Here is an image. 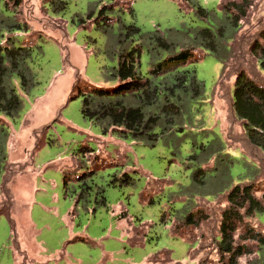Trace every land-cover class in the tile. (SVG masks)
Here are the masks:
<instances>
[{"label":"rangeland","instance_id":"rangeland-1","mask_svg":"<svg viewBox=\"0 0 264 264\" xmlns=\"http://www.w3.org/2000/svg\"><path fill=\"white\" fill-rule=\"evenodd\" d=\"M47 1L21 0L15 14L29 26L15 37L32 48L34 86L17 118L0 115L9 132L0 175V264H222L215 239L226 193H216L214 182L210 197L197 196L191 184L197 162L190 157L213 140L222 153L204 159L201 169L209 175L220 169L219 160L229 161L234 176L244 169L229 184L251 186L264 205V152L249 145L231 107L235 68L264 84L249 51L252 40L264 43V0L239 23L225 70L200 49V60L182 67L195 72L204 98L186 129H173L153 145L102 135L82 117L78 93L110 88L102 69L115 67L118 55L136 46L139 73L149 76L152 44L142 36L126 39L124 27L135 25L145 35L158 30L178 53L190 43L189 30L225 24L222 0H120L126 4L120 8L117 0H62V12ZM104 6L115 11L105 33L96 23ZM198 7L208 12L206 19L196 14ZM191 212L207 220L197 228L179 222ZM246 229L264 239V217L245 218L235 234L236 244L252 252L238 264H259L258 244L239 239Z\"/></svg>","mask_w":264,"mask_h":264},{"label":"trees","instance_id":"trees-1","mask_svg":"<svg viewBox=\"0 0 264 264\" xmlns=\"http://www.w3.org/2000/svg\"><path fill=\"white\" fill-rule=\"evenodd\" d=\"M257 1L222 0L219 10L225 24L189 30L187 34H191V37H188L190 43L181 46L178 53H174V44L168 42L158 30L145 35L135 25L124 27L126 39L135 35L142 36L147 37L152 44L149 53L152 60L149 76L143 78L138 70L140 47L136 46L130 51L120 53L115 67L102 69L104 84L110 85V88L102 86L84 92L79 91L82 117L96 125L102 135L111 134L121 140L150 145L169 135L173 129L182 132L190 122L192 123L194 109L204 98L203 86L195 72L183 70L182 67L200 60L195 57L198 53L202 54L198 51L200 49L212 55L222 65V71L225 70L228 61L232 59L229 42L239 29V23L246 18L248 10ZM47 2L55 12L65 10L66 4L62 0ZM20 3L21 0L9 2L0 0V115L4 119L12 120L19 116L23 96L34 86V79L28 66L32 48L30 45L16 44L15 36L18 33L27 34L29 31L26 23L15 18ZM118 3L126 5L120 0L114 5ZM109 13H115L114 7L104 6L96 19L97 25L104 28V33L115 21L109 17ZM196 14L203 19L209 16L201 7L197 8ZM91 17L92 13H89L88 19ZM80 24H83V21H80ZM260 39L264 41V36H260ZM249 51L264 79V43L252 40ZM159 52L165 53L166 56L160 57ZM233 76L235 77L231 92L233 114L241 122L249 145L264 152V84L255 77L248 76L240 66L235 68ZM8 136L5 124H0V175L7 163ZM212 141L208 139L204 141L205 144L201 143L198 147L199 152L190 157L197 162L191 184L195 190L200 191L197 196L201 198L210 197L207 193L208 187L214 182L216 193H226L227 207L221 214L219 235L215 239V244L222 264H238L242 256L252 254L248 247L236 244L235 234L238 226L243 224L245 218L264 217V205L253 196L251 186L243 183L241 186L240 181L233 186L229 184V178L243 175L244 169L234 176L229 161L223 160H219L220 169L213 170L212 173H208L209 175L201 169L204 159L207 161L222 153ZM84 151L91 155L94 153L92 150ZM123 182L129 184L130 177L124 174ZM3 190L6 195L8 190L6 187ZM206 220V215L191 212L179 222L187 227L197 228ZM239 239L257 243L259 249L257 259L260 261L259 264H264V239L252 229L244 230Z\"/></svg>","mask_w":264,"mask_h":264}]
</instances>
